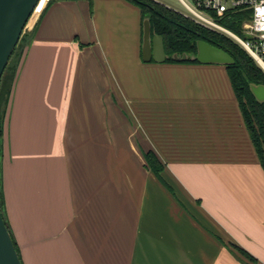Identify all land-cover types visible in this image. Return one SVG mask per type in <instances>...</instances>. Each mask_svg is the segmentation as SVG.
Masks as SVG:
<instances>
[{"label":"crops","instance_id":"1","mask_svg":"<svg viewBox=\"0 0 264 264\" xmlns=\"http://www.w3.org/2000/svg\"><path fill=\"white\" fill-rule=\"evenodd\" d=\"M32 15L0 140L21 263L264 264V170L224 64L143 60L130 0Z\"/></svg>","mask_w":264,"mask_h":264},{"label":"trees","instance_id":"2","mask_svg":"<svg viewBox=\"0 0 264 264\" xmlns=\"http://www.w3.org/2000/svg\"><path fill=\"white\" fill-rule=\"evenodd\" d=\"M130 1L140 8L142 17L146 16L148 18L151 33H157L162 36L163 49L168 55L165 60L175 61L169 57V54L173 51H194L196 39H201L217 46L225 50L232 57L233 62L225 64L224 66L231 87L237 97L248 133L264 170V101L256 100L249 90L250 83L264 84V72L261 68L255 63L251 56L229 36L209 30L184 16L182 13L156 0ZM241 18V12L234 11L228 18H223L221 22L230 29L238 32ZM19 39L0 76V140L4 107L14 71L12 55L18 46ZM181 61L196 62L197 60L185 59ZM143 157L150 170L154 174H157L161 168V164L153 151L145 150L143 152ZM0 213L3 218L1 206ZM3 221L5 223L4 218ZM5 226L7 228L6 223ZM12 242L17 252L13 239Z\"/></svg>","mask_w":264,"mask_h":264},{"label":"water","instance_id":"3","mask_svg":"<svg viewBox=\"0 0 264 264\" xmlns=\"http://www.w3.org/2000/svg\"><path fill=\"white\" fill-rule=\"evenodd\" d=\"M37 0H0V76L15 47L23 28L31 15ZM141 56L163 61L168 55L164 52L162 36L150 31L146 16L141 20ZM173 60H197L201 63L229 64L232 57L223 49L204 40H195L194 51L171 52ZM249 90L258 101H264V84L250 83ZM0 264H22L15 250L10 234L0 213Z\"/></svg>","mask_w":264,"mask_h":264},{"label":"built area","instance_id":"4","mask_svg":"<svg viewBox=\"0 0 264 264\" xmlns=\"http://www.w3.org/2000/svg\"><path fill=\"white\" fill-rule=\"evenodd\" d=\"M47 1L50 0H37L36 5ZM179 1L187 10L184 16L209 30L232 38L264 72V0ZM234 11H240L242 15L238 32L221 22Z\"/></svg>","mask_w":264,"mask_h":264},{"label":"rangeland","instance_id":"5","mask_svg":"<svg viewBox=\"0 0 264 264\" xmlns=\"http://www.w3.org/2000/svg\"><path fill=\"white\" fill-rule=\"evenodd\" d=\"M156 1L164 4L165 6L171 8V9H173L175 11H178V12H180L182 14H186L187 13V10L185 9V7L182 5V3L179 0H156ZM32 16L33 15H31L29 21L32 19ZM29 21L27 20V22H29ZM24 27H26V24H25Z\"/></svg>","mask_w":264,"mask_h":264},{"label":"bare ground","instance_id":"6","mask_svg":"<svg viewBox=\"0 0 264 264\" xmlns=\"http://www.w3.org/2000/svg\"><path fill=\"white\" fill-rule=\"evenodd\" d=\"M31 15H32V13H31ZM31 15L29 16V18H28V21H29V19H30Z\"/></svg>","mask_w":264,"mask_h":264}]
</instances>
